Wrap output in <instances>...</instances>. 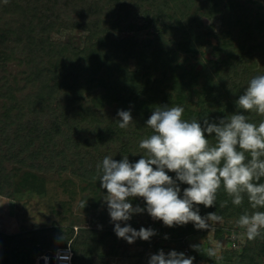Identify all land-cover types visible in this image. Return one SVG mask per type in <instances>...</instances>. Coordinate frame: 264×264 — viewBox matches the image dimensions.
I'll return each instance as SVG.
<instances>
[{
  "label": "trees",
  "instance_id": "obj_1",
  "mask_svg": "<svg viewBox=\"0 0 264 264\" xmlns=\"http://www.w3.org/2000/svg\"><path fill=\"white\" fill-rule=\"evenodd\" d=\"M205 18L219 29L204 24ZM238 23L224 0H0V197L14 200L16 170L23 179L69 174L99 188L96 165L105 156L134 163L144 154L139 142L153 134L145 122L158 106H182L183 119L201 123L205 116L218 122L242 111L235 101L256 74L258 51L241 39ZM64 27L72 33L66 41L58 39ZM136 33L149 38L142 41ZM210 39L216 40L217 60H196ZM118 110L131 111L127 129L118 127ZM245 114L257 125L264 120ZM206 138L214 143V136ZM186 187L180 184L181 195ZM198 207L201 216L223 217L212 238L231 248L207 263L264 264V230L254 241L244 237L238 248L230 240L240 238L237 231L224 236L229 222L253 211L247 197L235 206L221 186L215 206ZM166 228L180 252L195 239L207 244L210 233L191 222ZM111 238L92 229L70 236L58 228L0 232V264H35L44 252L52 258L70 242L71 264H90L93 256L102 259ZM190 256L193 264L204 261L192 248Z\"/></svg>",
  "mask_w": 264,
  "mask_h": 264
},
{
  "label": "clouds",
  "instance_id": "obj_2",
  "mask_svg": "<svg viewBox=\"0 0 264 264\" xmlns=\"http://www.w3.org/2000/svg\"><path fill=\"white\" fill-rule=\"evenodd\" d=\"M235 104L242 111L220 118L218 122H210L205 116L202 123L198 119H183L182 106H158L145 122L153 134L139 142V148L144 150L139 160L131 163L127 156L119 161L105 156L96 165V179L100 187L107 190L103 200L118 238L131 244L137 238L148 241L154 236L156 233L151 228L136 230L126 223L133 214L145 211L167 227L191 222L195 229H211L213 224L222 222L223 217L216 212L201 216L198 206H215L221 186L233 205H242L247 197L253 210H245L236 221L237 226L244 229L243 236L248 241L261 236L264 211L258 209L264 208V183L260 182L264 178V120L258 125L251 123L245 113L264 116V75L252 77ZM117 116L121 129H127L133 122L130 110H118ZM206 134L214 136V143ZM166 169L175 173V178L169 176ZM180 184L188 185L182 195ZM136 197L143 198L144 208L134 207L129 202ZM85 204L86 201H82L81 207ZM227 204L225 200L220 207ZM191 247L212 258L217 255L219 245L206 251L201 244ZM70 249L69 245L57 258L69 261ZM194 259L175 250L167 254L160 250L150 256L148 264H193Z\"/></svg>",
  "mask_w": 264,
  "mask_h": 264
},
{
  "label": "rangeland",
  "instance_id": "obj_3",
  "mask_svg": "<svg viewBox=\"0 0 264 264\" xmlns=\"http://www.w3.org/2000/svg\"><path fill=\"white\" fill-rule=\"evenodd\" d=\"M227 3L232 6V13L239 19L237 27L239 36L242 40L248 42L252 49L258 51L256 54L257 66L253 70L256 73L255 76L264 75V51L262 50L264 45V0H224V4ZM204 24L216 25L209 18L204 19ZM216 26L219 29V25ZM68 31L69 29L64 27V33L59 35L58 39L66 41L69 36H72V33ZM113 36L115 38L122 37V35L116 34H113ZM135 36L142 41L149 38L146 33H136ZM78 39H80V36H78ZM76 44L78 45L79 42ZM215 44L216 40L210 39L203 50L202 56H198L196 60L201 58L205 62L216 61L218 57L212 50ZM209 69L211 72L216 71V67L212 63L209 64ZM186 104L190 106L191 101L188 100ZM15 173L17 174V186L19 188H17L14 200L0 197V232L2 233L16 235L47 228H58L64 235L68 236L77 234L80 229H92L106 234L111 233L113 238H111L112 240L108 239L107 244L110 245L109 247H114V250L109 253L107 250L109 247H106L105 251H100L102 259L97 260V257L93 256L90 259V264H148L150 256L158 252L156 250L157 245L165 254L176 248L175 242L168 235L169 228H166L162 221L153 220L146 211L133 214L126 223L136 230L143 227L153 229L156 234L162 231V235L155 234L148 241L137 238L131 244L117 236L115 240L114 224L110 221L107 204L103 200L107 190H101L94 183L80 181L69 174L31 176L23 179V171L16 170ZM82 201H86L83 208L81 207ZM129 202L134 207H145V201L141 197L132 198ZM123 226L124 223H121V227ZM228 226L224 236L227 237L229 233H232L231 231H237V236H240L238 245L242 247L241 245L245 239L243 236L244 230H241L236 222H229ZM221 227H223V221L213 224V227L209 229L210 233L206 235L207 244L201 241L196 242L195 239L186 249L189 253H185L186 250L182 253L186 257L190 256L191 245L201 244L205 251L208 248H217V245H219L215 261H218L217 259L223 252L229 254L231 248L226 247L227 244L224 239L214 241L212 238L214 230L221 229ZM69 245L71 246V242L62 249L67 250ZM99 250H102V248ZM177 252L180 251L177 250ZM43 254L45 256L37 258L35 264H57L51 257V260L48 259L49 257L46 256L45 252ZM198 256L204 260L201 264H209L206 262L209 257L205 254L198 252Z\"/></svg>",
  "mask_w": 264,
  "mask_h": 264
},
{
  "label": "built area",
  "instance_id": "obj_4",
  "mask_svg": "<svg viewBox=\"0 0 264 264\" xmlns=\"http://www.w3.org/2000/svg\"><path fill=\"white\" fill-rule=\"evenodd\" d=\"M240 229H241V230H244V229H242V228H240ZM231 241H232V247H233V248H238V247L240 246V245H238V243H239L240 241L237 240L235 237L232 238ZM65 250H66V249H60V250H58V251L56 252V254H55V257H54V256L52 257V260L55 261V262H57V264H71V262H72V252H71V250H70V256H71V258H70L69 261H61V260H59V259L57 258V257H58V254H64V253H65ZM185 253L188 254V253H189L188 250H186ZM48 259L51 260L50 257H49Z\"/></svg>",
  "mask_w": 264,
  "mask_h": 264
},
{
  "label": "water",
  "instance_id": "obj_5",
  "mask_svg": "<svg viewBox=\"0 0 264 264\" xmlns=\"http://www.w3.org/2000/svg\"><path fill=\"white\" fill-rule=\"evenodd\" d=\"M41 261H42V263H43V259H42Z\"/></svg>",
  "mask_w": 264,
  "mask_h": 264
}]
</instances>
